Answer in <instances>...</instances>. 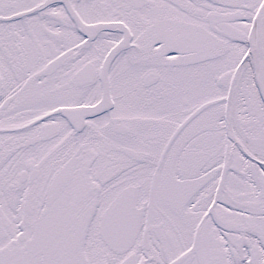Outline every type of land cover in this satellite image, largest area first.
<instances>
[{
    "label": "snow or ice",
    "instance_id": "obj_1",
    "mask_svg": "<svg viewBox=\"0 0 264 264\" xmlns=\"http://www.w3.org/2000/svg\"><path fill=\"white\" fill-rule=\"evenodd\" d=\"M0 264H264V0H0Z\"/></svg>",
    "mask_w": 264,
    "mask_h": 264
}]
</instances>
